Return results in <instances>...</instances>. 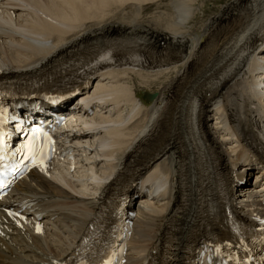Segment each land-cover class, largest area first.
I'll return each mask as SVG.
<instances>
[{
  "label": "bare ground",
  "instance_id": "6f19581e",
  "mask_svg": "<svg viewBox=\"0 0 264 264\" xmlns=\"http://www.w3.org/2000/svg\"><path fill=\"white\" fill-rule=\"evenodd\" d=\"M205 1L0 0V86L69 63L50 92L99 82L89 97L99 111L67 127L75 168L36 170L8 197L45 198L44 220L0 213V264L64 262L136 172L130 197L140 175L158 190L128 202L126 264H180L190 234L199 245L233 221H264L263 169L253 164L264 151V0L211 10ZM31 102L20 98L12 113L30 126L48 119ZM57 112L81 114L66 102Z\"/></svg>",
  "mask_w": 264,
  "mask_h": 264
},
{
  "label": "snow or ice",
  "instance_id": "6c2138e0",
  "mask_svg": "<svg viewBox=\"0 0 264 264\" xmlns=\"http://www.w3.org/2000/svg\"><path fill=\"white\" fill-rule=\"evenodd\" d=\"M6 111V109L4 110ZM43 136L45 143L43 145L37 143H33V141H38L39 138ZM0 143H2V140H0ZM51 143V139L50 137L47 136L46 133H41L39 132V130H34V136L32 137V140H30L28 143H26L24 145L25 149H28L30 152H32L33 154H38L40 155L41 159H43V157H45L47 155V148ZM2 159V158H0ZM11 215V213H9ZM37 231L39 232L40 229L37 228Z\"/></svg>",
  "mask_w": 264,
  "mask_h": 264
},
{
  "label": "rangeland",
  "instance_id": "374dc122",
  "mask_svg": "<svg viewBox=\"0 0 264 264\" xmlns=\"http://www.w3.org/2000/svg\"><path fill=\"white\" fill-rule=\"evenodd\" d=\"M226 1H228V0H206L205 1V4H204V7H202V9L203 8H206V9H208V10H211V9H216L215 7H218V6H222L223 4H225V2ZM39 75H42V74H44V72L42 71V72H40V73H38ZM20 79H27V76H20L19 77ZM31 79L32 78V76H29L28 77V79ZM121 84V82H118V85H120ZM260 148V147H259ZM251 181H252V179H253V175L252 176H250V178H249ZM240 189H242V188H240ZM241 190H237L236 191V194L238 195V193L240 192Z\"/></svg>",
  "mask_w": 264,
  "mask_h": 264
}]
</instances>
